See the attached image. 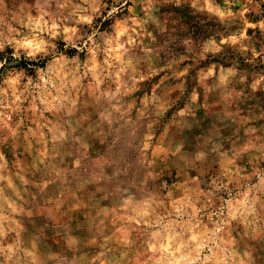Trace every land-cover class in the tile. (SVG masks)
<instances>
[{"label":"clouds","instance_id":"1","mask_svg":"<svg viewBox=\"0 0 264 264\" xmlns=\"http://www.w3.org/2000/svg\"><path fill=\"white\" fill-rule=\"evenodd\" d=\"M262 66L264 0H0V264H264Z\"/></svg>","mask_w":264,"mask_h":264},{"label":"rangeland","instance_id":"2","mask_svg":"<svg viewBox=\"0 0 264 264\" xmlns=\"http://www.w3.org/2000/svg\"><path fill=\"white\" fill-rule=\"evenodd\" d=\"M185 15H187V12H185ZM192 18H189V21L191 20ZM200 34V29L199 28H197V35H199ZM250 34H251V30H250ZM257 48H259V46L257 45ZM233 55H236V53H233ZM245 65H244V62H243V59H241V67L243 68ZM181 67H184V65H181ZM250 70H251V65H248L247 66ZM262 67H264V66H262ZM190 75H192V73H190ZM157 79H159V77H157ZM173 83H175V81H172ZM79 210V208L77 207V206H73V208L72 209H70L69 211L70 212H76V211H78Z\"/></svg>","mask_w":264,"mask_h":264}]
</instances>
